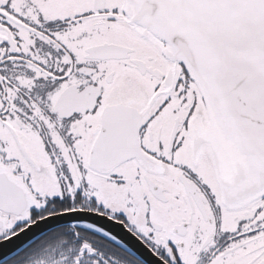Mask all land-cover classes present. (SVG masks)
Masks as SVG:
<instances>
[{
	"label": "snow or ice",
	"instance_id": "6c2138e0",
	"mask_svg": "<svg viewBox=\"0 0 264 264\" xmlns=\"http://www.w3.org/2000/svg\"><path fill=\"white\" fill-rule=\"evenodd\" d=\"M0 264H264V0H0Z\"/></svg>",
	"mask_w": 264,
	"mask_h": 264
}]
</instances>
